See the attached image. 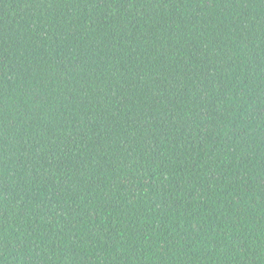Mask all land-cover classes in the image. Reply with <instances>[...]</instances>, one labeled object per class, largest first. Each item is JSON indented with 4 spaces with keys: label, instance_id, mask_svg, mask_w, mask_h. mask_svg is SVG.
Segmentation results:
<instances>
[{
    "label": "trees",
    "instance_id": "obj_1",
    "mask_svg": "<svg viewBox=\"0 0 264 264\" xmlns=\"http://www.w3.org/2000/svg\"><path fill=\"white\" fill-rule=\"evenodd\" d=\"M0 264H264V0H0Z\"/></svg>",
    "mask_w": 264,
    "mask_h": 264
}]
</instances>
